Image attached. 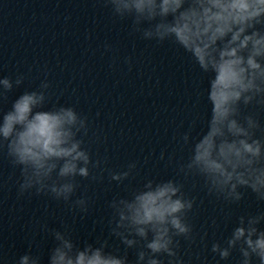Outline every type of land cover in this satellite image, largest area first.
<instances>
[{
	"label": "clouds",
	"instance_id": "obj_1",
	"mask_svg": "<svg viewBox=\"0 0 264 264\" xmlns=\"http://www.w3.org/2000/svg\"><path fill=\"white\" fill-rule=\"evenodd\" d=\"M101 2L114 17L130 18L133 33L182 48L210 76L206 129L195 140L190 131L182 135L190 156L180 171L202 178L210 194L227 201L239 202L240 189H247L264 202V129L254 114H242V106L264 108V0ZM22 82V76L14 82L0 78V98L7 100L14 84ZM48 88L42 82L40 90L23 92L0 114V149H6L11 164L20 168L19 195L35 190L87 212L86 198L71 201L79 187L76 177L88 178L101 161H92L80 138L82 132L87 134V118L71 106L46 108ZM135 167L131 163L111 178L123 181ZM194 203L177 181L148 179L130 198L110 204L115 225L111 231L125 245L123 254L109 251L107 241L80 246L66 228L51 230L55 243L47 264H130L127 249L133 248L137 252L131 264H163L161 256L169 258L168 264H183L175 238H191L188 214ZM262 223L264 211L240 216L226 246L215 242L211 251L227 260L235 250L239 264H264ZM15 264H41V257L33 255L30 246Z\"/></svg>",
	"mask_w": 264,
	"mask_h": 264
},
{
	"label": "water",
	"instance_id": "obj_2",
	"mask_svg": "<svg viewBox=\"0 0 264 264\" xmlns=\"http://www.w3.org/2000/svg\"><path fill=\"white\" fill-rule=\"evenodd\" d=\"M130 18H118L106 84L94 127L89 153L99 168L90 169L88 178L79 179L73 201L86 198L87 212L71 205L63 230L71 231L74 241L83 246L107 241L109 251H125V245L112 234L115 226L114 199L130 198L148 179H173L183 185L194 199L188 222L190 239L176 237L177 253L183 264H239L240 254L233 251L221 260L211 251L212 244L222 246L230 237L240 216L264 211V202L254 193L240 189L243 198L230 202L210 194L202 178L185 176L180 166L190 156L182 135L191 132L193 140L206 129L211 106L206 90L210 76L203 73L182 48L164 42L144 40L131 30ZM242 114H254L264 129V108L249 106ZM262 133L257 132V136ZM135 163L131 175L123 181L112 174L126 171ZM96 178L93 179L92 177ZM259 227L264 229V223ZM137 249H127L128 259L136 260ZM163 264L169 258L161 256Z\"/></svg>",
	"mask_w": 264,
	"mask_h": 264
}]
</instances>
